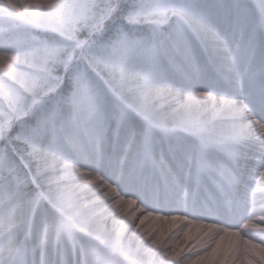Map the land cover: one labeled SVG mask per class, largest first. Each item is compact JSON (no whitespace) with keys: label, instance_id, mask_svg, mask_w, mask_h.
Instances as JSON below:
<instances>
[{"label":"snow or ice","instance_id":"snow-or-ice-1","mask_svg":"<svg viewBox=\"0 0 264 264\" xmlns=\"http://www.w3.org/2000/svg\"><path fill=\"white\" fill-rule=\"evenodd\" d=\"M0 264H264V0H0Z\"/></svg>","mask_w":264,"mask_h":264}]
</instances>
